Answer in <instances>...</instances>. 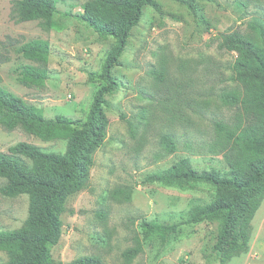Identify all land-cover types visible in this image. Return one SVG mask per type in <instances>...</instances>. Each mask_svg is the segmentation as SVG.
I'll use <instances>...</instances> for the list:
<instances>
[{
  "label": "rangeland",
  "instance_id": "obj_1",
  "mask_svg": "<svg viewBox=\"0 0 264 264\" xmlns=\"http://www.w3.org/2000/svg\"><path fill=\"white\" fill-rule=\"evenodd\" d=\"M13 1L0 0V84L47 117L84 118L101 84L90 80L89 73L100 71L114 38L101 37L65 15L81 11L86 0L56 1L53 17L59 30L46 29L38 20L17 21ZM155 1L157 8L143 9L113 69L119 87L106 97V138L93 153L87 184L66 199L62 233L51 249L55 264L82 257H98L101 264H221L212 250L217 223H184L214 199L215 189L145 178L180 158H188L198 171L229 168L234 149L215 123L238 131L247 119L241 107L220 98L241 92L231 79L237 53L220 44L235 33L258 40L253 21L264 22V0ZM32 39L48 40L51 49L49 75L40 86L17 78L20 66L33 64L17 48ZM166 133L174 138L173 152L160 141ZM20 141L54 152L66 146L61 139L42 141L21 128L0 127V151ZM27 214L28 195L0 194V230L19 228ZM150 220L176 225L177 230L144 237L141 224ZM129 249L137 252L126 258ZM7 259L0 250V263ZM225 264H264V196L251 221L247 251Z\"/></svg>",
  "mask_w": 264,
  "mask_h": 264
},
{
  "label": "trees",
  "instance_id": "obj_2",
  "mask_svg": "<svg viewBox=\"0 0 264 264\" xmlns=\"http://www.w3.org/2000/svg\"><path fill=\"white\" fill-rule=\"evenodd\" d=\"M56 1L14 0L12 13L17 21L38 20L46 29L59 30L61 27L53 17ZM146 6L158 7L155 0H86L81 11L65 13L99 36L115 40L100 71L89 73L90 80L101 84L84 118L61 114L47 117L40 107L26 103L0 84V127L21 128L42 141H66L63 152L46 151L26 141L9 146L7 152L0 151V178L4 180L0 194L28 195V214L23 224L16 229L0 230V250L8 258L0 264H55L51 249L62 233L61 214L66 199L83 189L89 180L93 153L106 138V97L119 87L113 69L120 64L131 30L139 23ZM253 29L258 40L235 33L220 44L221 48L237 53L231 79L241 89L220 98L226 104L241 107L247 119L238 131L228 130L222 122L215 123L234 149L229 168L198 171L188 158H180L169 168L145 178L150 183L168 185L204 183L215 189L214 199L191 213L184 223H217L212 250L220 256L221 264L247 251L251 221L264 196V22L254 20ZM50 51L46 39H32L20 45L17 52L33 64L20 66L18 80L25 85L44 84L49 75ZM160 141L168 152L175 150L171 134L161 135ZM141 227L144 237H164L177 230L176 225H163L156 220L143 221ZM136 252L129 249L124 256L131 258ZM72 264H101V260L82 257Z\"/></svg>",
  "mask_w": 264,
  "mask_h": 264
}]
</instances>
